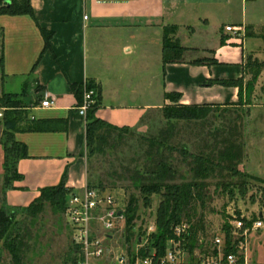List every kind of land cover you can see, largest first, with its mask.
Segmentation results:
<instances>
[{"label": "crops", "instance_id": "obj_1", "mask_svg": "<svg viewBox=\"0 0 264 264\" xmlns=\"http://www.w3.org/2000/svg\"><path fill=\"white\" fill-rule=\"evenodd\" d=\"M29 3L33 18L0 16L4 93H9L4 87L12 83H29L38 97L22 106L35 105L30 108L35 121L62 120L66 127L63 132L14 134L15 141L25 146L27 158L18 161L22 179L5 196L12 207H18V199L30 198V203L42 188L58 185L65 172L67 189L79 192L87 186L85 120L75 110L78 101L71 85L98 87L96 117L118 128H136L145 114L171 105L167 94H178L180 105L234 104L236 88L207 84L242 78L245 58H257L251 55L256 45L248 49L247 40L260 39L235 38L224 28L251 27L256 34L264 25V0ZM169 26L176 27L175 39L188 51L182 63L163 67L162 29ZM40 29L52 33L49 49L43 53ZM185 32L198 43L186 45ZM201 53H207L213 63L192 65L199 58L190 55ZM44 95L54 100L52 108L38 107Z\"/></svg>", "mask_w": 264, "mask_h": 264}, {"label": "rangeland", "instance_id": "obj_2", "mask_svg": "<svg viewBox=\"0 0 264 264\" xmlns=\"http://www.w3.org/2000/svg\"><path fill=\"white\" fill-rule=\"evenodd\" d=\"M175 35L172 40L177 42ZM182 39L183 42L187 40V42H184L186 45L198 43L196 39L190 38L187 32L184 33ZM252 45L256 46L253 47L251 55L257 56L258 60L262 61L264 59L262 41L247 40L248 49ZM190 56H196L206 64L213 63V59L207 53ZM161 76L162 73L159 69V77ZM242 80L244 85L250 80V75L245 73ZM2 82L3 75L0 70V97L6 94ZM28 84L22 86L21 83H12L10 87L4 88L9 92L7 94L13 95L14 99L22 105L28 104V102L38 97L36 92L32 94ZM237 102L238 98L235 103ZM242 104L238 109L221 105L217 109L219 112L223 110H229V112L224 115H220L219 112L216 113L203 128L193 124L178 123L177 135L171 143L178 144V146L185 144L187 150L193 153L195 152L193 144H196L194 143L196 142L195 135L202 132V136H205L207 132H213L215 129L226 132L231 126L230 122L236 115L239 116V121H241L240 141L243 145L244 157L237 168L238 173L235 175L223 173L213 175L204 181L197 180L196 184L203 187V203L197 201L192 204L190 221L191 224H194L198 219H202L203 232L199 236L208 245L215 237H219L224 241L223 232L228 230L229 248L231 243L237 239V236L233 234L231 220L243 217L248 225L255 221H261V229L250 232L248 236L246 258L248 264H264V69L254 85L249 101L243 99ZM34 106L19 108V112H22L21 118L26 116L28 119H32L34 116L30 108ZM3 112L4 109L0 108V209H6L9 214L11 213L9 218H12L13 223L8 228V234L10 233L13 236L18 234L21 240L20 264H70L66 260L69 255H72V252L74 253L75 245L73 244L71 228L66 224L62 213L55 211L49 205H45L43 211L34 219H31L23 213V206L26 201H28L27 204L29 203L30 198L18 199V207L9 206L5 200L10 187L5 184L1 142L6 136L12 135V131L7 129L2 122ZM239 121L237 120V125H239ZM22 126L19 125V128ZM165 126L166 122L160 111L150 112L142 125L129 128L131 129L130 133L123 135L120 142L114 137L109 147H106L102 153L93 155L86 163V179L90 188L102 189L114 194L125 207L131 197L136 200L135 220L130 240L129 242L125 241V226L123 232L115 234L110 243L113 253L111 256L119 252L132 254L139 245L140 239L141 244L144 245L141 251H145L146 254L153 253L150 246L156 228L149 235H146V229L151 224L155 225L161 198L159 195H151L148 199H144V196L140 193L139 185L149 184L145 180L150 177L143 170L146 163V158L143 157L145 147L138 142V138L140 136H156L158 131ZM210 140L211 138H207L208 142ZM167 156H169V161L177 170L178 177L174 181L163 183V185L191 182L192 173L189 171L188 165L182 162L180 155L177 152H172L171 155ZM135 174L139 180H143L140 181L141 183L135 181ZM247 176L258 178L262 183L252 181ZM15 182L17 181H11L10 186H13ZM181 222H186L185 218ZM136 238L139 240L138 244L135 242ZM211 250L212 246L209 253L195 251L192 262L188 255L184 253L181 255V260L183 264H194L198 260L206 259L211 255ZM110 260L111 257L105 260L103 264H109ZM0 264H12L10 255L3 248L2 243H0Z\"/></svg>", "mask_w": 264, "mask_h": 264}, {"label": "trees", "instance_id": "obj_3", "mask_svg": "<svg viewBox=\"0 0 264 264\" xmlns=\"http://www.w3.org/2000/svg\"><path fill=\"white\" fill-rule=\"evenodd\" d=\"M1 15H26L33 18L29 0H0V16ZM175 32L176 27L174 26L164 27L162 29L161 63L163 67L169 64L182 63L183 55L188 51L172 40ZM40 33L44 42L43 53L49 49L52 33L42 29H40ZM245 37H254L262 41V52L264 57V25L258 28L256 34L252 31L251 27H247L245 29ZM220 45H224V40H220ZM1 63L2 58L0 55V66ZM191 64L207 65L203 60H194ZM263 69L264 59L259 61L257 58L248 56L245 58L244 72L250 75V80L244 85L242 78L232 81L215 80L208 82L207 85L236 88L238 102L225 105L230 108L238 109V107L243 105V99L249 101L254 90V85ZM86 88L92 89L95 92L94 104L89 108L85 117L86 149L84 156L87 163L93 155L102 153L106 147H109L114 137L120 142L123 139V135L129 134L131 129L125 127L118 128L98 119L96 117V112L100 107L99 88L92 83H87ZM82 89V85H71V90L78 101V105L81 102ZM165 98L172 102L171 105H167L160 110L166 122V126L161 128L156 136H140V138H138V142L145 147L143 157L146 158V163L144 164L143 170H145V174L150 177L145 180L148 181L149 184H140L139 190L141 195L144 196V199H148L151 195H159L161 198L155 220L156 233L151 238V251L157 258H161L165 253L167 243L173 239L171 228L179 224L185 218L190 228L185 236L186 239L185 243L182 245V249H184L192 262L194 260L193 256L195 251L199 250V252L209 253L211 249V244L208 245V243L199 236L203 232L202 219H198L194 224H191L190 221L192 204L197 201L203 203L204 197L202 194L203 187L197 185L196 181H204L213 175H221L223 173L233 175L238 173L237 168L242 163L244 157L243 145L240 141L241 121H239V116L236 115L230 122L231 126L226 132H224V130L215 129L213 132H207L205 136H202V132L198 133L194 136L196 141L194 143L196 144H193V146H195V152L192 153L187 150L185 144L178 146V144L174 145L171 143L177 135V124H193L203 128L208 124L209 119L219 112L217 109L221 106L217 104L180 105L178 104L180 99L178 94H167ZM0 108L4 109L2 113V122L4 126L12 131V135L6 136L1 142L5 184L12 190L14 187L10 186L9 183L22 179L21 175L17 173V163L19 160L27 158L25 146L15 141L14 133L63 132L66 126L65 122L62 120L35 121L33 118L28 119L26 116L21 118L22 112H19L18 109L24 108V106L10 94L1 95ZM228 112L229 110H223L219 112V114L224 115ZM147 115L148 113L141 118L139 125L143 124ZM237 120L240 122L239 125H237ZM19 125L23 126L19 128ZM222 133L224 134L222 135ZM207 138H211V140L208 142ZM172 152H177L182 162L188 165L189 171L192 173L191 182L163 185V183L174 181L178 177L177 170L169 161V156H167L171 155ZM247 178L262 183L258 178L251 176H247ZM134 179L137 182L143 181L139 180L136 174ZM65 183L66 172L63 174L58 185L39 190V195L23 208V213H25L27 217L34 219L43 211L45 205H49L55 211L63 214L66 202L73 194L71 190L65 187ZM87 187H89L88 183ZM125 212V241L129 242L136 213V200L133 197L130 198ZM10 214L8 210L0 209V243H2L3 248L10 255L12 264H20L22 243L18 234L14 236L10 233L8 234V228L13 223L12 218H9ZM223 233L225 242L223 251L224 254H228L232 251L231 248L228 247L229 233L228 230H225ZM138 241V238H136V244H138ZM77 253L78 247L74 246V253L72 252V255H69L70 258L68 256L66 261L70 264H75ZM211 253H215V250L212 249ZM140 256L145 257L146 252L140 251Z\"/></svg>", "mask_w": 264, "mask_h": 264}, {"label": "built area", "instance_id": "obj_4", "mask_svg": "<svg viewBox=\"0 0 264 264\" xmlns=\"http://www.w3.org/2000/svg\"><path fill=\"white\" fill-rule=\"evenodd\" d=\"M94 1L101 3L103 0ZM83 19L87 20V17L84 16ZM224 29L235 38L245 37L243 28L225 27ZM94 96V90L87 89L84 84L81 102L75 108L78 116L83 120L89 108L94 104ZM53 106L54 100L47 95H44L38 104L40 109H50ZM125 211L126 207L120 203L119 199L106 190L86 186L79 192H73L66 202L63 215L66 224L71 228L73 244L78 247L75 264H103L110 257L109 264H183L181 255L185 251L182 245L185 243V236L190 228L186 222H181L171 228L173 239L167 243V248L161 258H157L154 253H147L145 257H141L140 251L144 248L141 239L132 254L119 252L111 256L113 253L110 243L115 234L123 232L126 223ZM230 223L233 234L237 236V239L231 243L232 251L224 254L225 242L215 237L211 242L215 253L194 264H248L246 258L248 236L250 232L260 230L262 223L255 221L248 225L243 217L231 220ZM154 231L155 225L151 224L146 229V235Z\"/></svg>", "mask_w": 264, "mask_h": 264}]
</instances>
